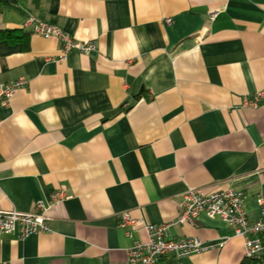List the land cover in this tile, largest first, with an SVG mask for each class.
<instances>
[{
	"label": "crops",
	"instance_id": "obj_1",
	"mask_svg": "<svg viewBox=\"0 0 264 264\" xmlns=\"http://www.w3.org/2000/svg\"><path fill=\"white\" fill-rule=\"evenodd\" d=\"M0 84L25 80L0 103V208L51 203L50 233L0 235V264H128L135 241L122 213L175 223L184 193L232 187L252 221L264 201V0H0ZM216 12L214 19L210 14ZM29 15L91 53L24 29ZM172 19V23L166 21ZM176 238L223 248L158 264H240L244 240L201 214ZM264 257V250H263Z\"/></svg>",
	"mask_w": 264,
	"mask_h": 264
},
{
	"label": "built area",
	"instance_id": "obj_2",
	"mask_svg": "<svg viewBox=\"0 0 264 264\" xmlns=\"http://www.w3.org/2000/svg\"><path fill=\"white\" fill-rule=\"evenodd\" d=\"M217 13L210 17L214 19ZM172 23V19L166 21ZM33 34L49 39L57 38L61 43V58L72 51L91 53L96 50L94 43H83L66 34L61 28L37 20L29 15L23 24ZM27 86L25 80L0 84V103L10 106L11 101L19 89ZM264 103V90L258 91L244 99L248 108H257ZM66 199L61 190L52 194L51 203L38 202L30 213L19 211H5L0 208V235L17 234L25 239L32 235L50 233L47 223V213L51 204L61 203ZM243 192L232 187L207 192L205 188L188 189L179 205V216L175 223L149 224L142 219L133 218L129 213H122L119 228L132 239L135 231H143L147 235L146 241H135L128 250V264H158L167 257L184 258L194 254L223 248L225 240L207 243L200 238H176L171 234L174 225H193L201 214L210 219H220L233 231L235 237L242 238L245 245V257L249 259H263L264 250V201L260 200V218L250 220L245 206Z\"/></svg>",
	"mask_w": 264,
	"mask_h": 264
},
{
	"label": "trees",
	"instance_id": "obj_3",
	"mask_svg": "<svg viewBox=\"0 0 264 264\" xmlns=\"http://www.w3.org/2000/svg\"><path fill=\"white\" fill-rule=\"evenodd\" d=\"M3 9V3L0 2V15ZM24 30L22 29L21 31H3L0 29V37H6L9 40H14L18 37V34L23 32ZM240 264H264V258L263 259H249V258H244Z\"/></svg>",
	"mask_w": 264,
	"mask_h": 264
}]
</instances>
